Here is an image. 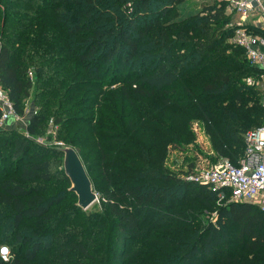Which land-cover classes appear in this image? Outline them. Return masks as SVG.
<instances>
[{
  "label": "trees",
  "instance_id": "1",
  "mask_svg": "<svg viewBox=\"0 0 264 264\" xmlns=\"http://www.w3.org/2000/svg\"><path fill=\"white\" fill-rule=\"evenodd\" d=\"M183 2L0 0V86L20 115L35 88L27 133L50 118L99 201L76 206L53 146L0 131V264H264L263 214L185 180L207 153L169 166L194 128L235 164L243 133L264 124L226 1Z\"/></svg>",
  "mask_w": 264,
  "mask_h": 264
},
{
  "label": "built area",
  "instance_id": "2",
  "mask_svg": "<svg viewBox=\"0 0 264 264\" xmlns=\"http://www.w3.org/2000/svg\"><path fill=\"white\" fill-rule=\"evenodd\" d=\"M225 1L226 12L231 16L227 27L232 34L228 41L241 48L246 62L257 70L244 81L258 92L264 108V0ZM14 115L13 105L0 86V124ZM194 131L198 133L197 128ZM242 142V155L235 164L217 158L210 166H201L200 159L185 180L207 185L217 192L219 200L228 197L235 203L264 204V124L243 133Z\"/></svg>",
  "mask_w": 264,
  "mask_h": 264
},
{
  "label": "rangeland",
  "instance_id": "3",
  "mask_svg": "<svg viewBox=\"0 0 264 264\" xmlns=\"http://www.w3.org/2000/svg\"><path fill=\"white\" fill-rule=\"evenodd\" d=\"M212 0H184L183 4L180 6L184 7L185 10L189 12H197L199 11L206 3L211 2ZM227 13V12H226ZM35 92V88H30L29 95L23 98V113L16 114L12 116L7 121L0 124V131H11L14 133V135L24 136L26 138V141H28L29 145L33 146V148H49L50 146L54 147L58 143H55L53 141V138L56 133V127L53 126L52 120L46 119L43 124L41 125V128L35 135H30L27 133L26 128L28 125V122L31 118V116L35 113V110L37 109L33 104V97L32 95ZM200 148L201 151L207 153V155H202L201 153V159L203 162L200 163L201 166L208 165L210 166L211 163L216 161V157L213 155V153L210 151V145L209 141L203 136V134H200L198 132L197 140L194 144H190L186 146V151H184L182 154H178L177 158L174 160V154H172L169 158L170 163L169 166L173 170L174 168L177 170H188L191 166H193L196 161L198 160L195 156V150L196 148ZM186 152V153H185ZM209 152V154H208ZM212 157V159H211ZM50 159L53 161V168L56 169L58 172L59 169V162H61V159L54 156H50ZM174 160V161H173ZM173 161V163H171ZM198 163V162H197ZM196 166V164L194 165ZM97 195V194H96ZM228 198V197H226ZM229 200V199H227ZM255 206V209L261 212L264 216V204L257 205L253 204ZM99 208V201L97 197V201L93 203L86 211L90 212L94 209ZM213 218V214L210 216H205V220L210 221Z\"/></svg>",
  "mask_w": 264,
  "mask_h": 264
},
{
  "label": "water",
  "instance_id": "4",
  "mask_svg": "<svg viewBox=\"0 0 264 264\" xmlns=\"http://www.w3.org/2000/svg\"><path fill=\"white\" fill-rule=\"evenodd\" d=\"M52 149L62 155L63 173L70 184L69 192L76 196V206L83 211L87 210L97 201V195L77 151L71 146L61 144Z\"/></svg>",
  "mask_w": 264,
  "mask_h": 264
},
{
  "label": "clouds",
  "instance_id": "5",
  "mask_svg": "<svg viewBox=\"0 0 264 264\" xmlns=\"http://www.w3.org/2000/svg\"><path fill=\"white\" fill-rule=\"evenodd\" d=\"M8 245L7 244H0V254L3 255L4 259H7V253H8Z\"/></svg>",
  "mask_w": 264,
  "mask_h": 264
}]
</instances>
